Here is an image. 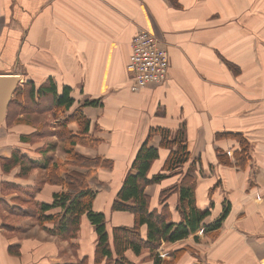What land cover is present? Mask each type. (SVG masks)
Segmentation results:
<instances>
[{
	"label": "crops",
	"instance_id": "0c3cea01",
	"mask_svg": "<svg viewBox=\"0 0 264 264\" xmlns=\"http://www.w3.org/2000/svg\"><path fill=\"white\" fill-rule=\"evenodd\" d=\"M140 29L164 43L170 69L166 82L132 92L127 65ZM0 74L17 75L19 85L31 81L37 88L52 80L59 95L63 87L71 89L70 114L81 109L91 122L88 137L99 140L95 148L76 150L108 163L95 168L89 185L96 192L93 209L105 214L110 230L135 224L132 213L113 211L112 205L147 140L159 149L149 177L164 171L171 149L161 147L160 134L151 131L167 129L173 136L182 131L191 154L184 168L197 178L196 206L210 212L205 224L227 216L198 240L193 234L162 240L154 255L168 264H264V0H0ZM92 101L98 104L83 106ZM27 115L21 112L0 127L1 159L16 150L39 161L27 177L15 175L19 166L0 172V190L13 191L14 183L23 191L0 199L23 213L52 204L56 193L66 191L47 176L36 188L33 171L47 174L51 151L33 145L31 155L27 148L33 146L21 141L35 133L23 120ZM73 131L78 134V128ZM235 133L249 142L250 157L240 166L234 158L239 142L222 137ZM224 154L230 156L227 163L219 159ZM181 178L172 174L145 189L150 211L175 225L181 222L178 193L164 203L160 198ZM33 189L29 209L20 204L27 203L20 194ZM3 214L9 218L3 224L0 217V264H98V237L86 216L69 241L49 232L52 222L45 228L32 216ZM141 237L147 238L146 225ZM126 257L131 264H154L148 248L140 255L128 250Z\"/></svg>",
	"mask_w": 264,
	"mask_h": 264
},
{
	"label": "trees",
	"instance_id": "16d2710c",
	"mask_svg": "<svg viewBox=\"0 0 264 264\" xmlns=\"http://www.w3.org/2000/svg\"><path fill=\"white\" fill-rule=\"evenodd\" d=\"M62 90V94L59 95L57 85L52 80H48L38 88L31 81L18 85L3 123L11 124V109L13 105L17 106L20 112L28 113L32 109L39 110L44 102L50 99L53 110L71 109L75 103V100L70 95L71 89L63 87ZM24 93V100H21L20 98ZM97 104L98 102L92 101L85 102L83 106ZM74 121L77 122L81 129L78 135L68 131H59V137L65 144L67 159L56 160L54 165L47 170V182L62 185L66 191L56 193L52 204L40 203L36 209L26 213L14 209L15 207L8 209L5 206L8 213L32 216L45 228H47L46 225L48 223L52 222L54 227L49 232L69 241L74 240L78 236L82 217L86 216L95 228L98 237L95 255V262L98 264L102 262L104 264H131L126 257L127 251L131 250L136 255H140L144 248L151 250L154 264H168L169 262L161 259L159 255H154L162 240L176 242L187 238L190 234L195 235V239L198 240L202 234H208L220 227V222L227 216L226 212L223 213V216L216 223L207 226L205 219L210 212L208 210L201 211L196 206L195 189L197 178L191 168H184V165L188 163L191 157L187 141L182 136L184 133L179 131L173 136L170 130L156 129L152 130L150 134H160L162 139L161 147L171 149L164 171L154 177H149L154 162L159 158V149L149 146L147 140L135 155L131 167L125 176L123 186L112 205L113 211L132 213L135 216V224L132 228L118 227L110 230L105 214L93 209L96 192L89 185L95 168L106 166L108 163L102 162L101 158H90L77 152L76 147L78 145L95 148L99 145V140H92L88 137L91 122L83 115L81 109H77L70 114L64 125ZM36 135L37 132L33 133V136ZM222 137H230L239 142L240 149L234 152V158L239 166L245 164L250 157L247 139L240 133L229 134L228 136L222 135ZM21 141L23 143L31 142L29 138L25 137H22ZM224 158L230 159V156L227 154L219 156L221 162L227 163ZM194 163L196 162L192 164ZM17 166L20 167L19 176L27 177L32 169L39 166V161L16 150L11 157L0 158L1 173H9ZM77 168L86 170V172H81ZM172 174H180L182 176L180 184L163 191L160 202L164 203L173 193H178L179 204L177 210L181 214V222L176 225L167 223L165 215H158L155 211L151 212L149 197L145 194L147 186L158 183ZM9 184L14 189H20L14 183ZM0 202L3 203L4 201ZM53 209H60L61 212L48 214ZM0 217L3 218L2 212H0ZM144 225L147 226V238L145 241L141 237V228ZM77 264H86V262L83 260Z\"/></svg>",
	"mask_w": 264,
	"mask_h": 264
},
{
	"label": "rangeland",
	"instance_id": "374dc122",
	"mask_svg": "<svg viewBox=\"0 0 264 264\" xmlns=\"http://www.w3.org/2000/svg\"><path fill=\"white\" fill-rule=\"evenodd\" d=\"M25 87L28 88L27 86H25ZM24 96H25V93L22 94L20 99L24 100ZM51 104H52L51 100L47 99L44 102L42 108H40L39 110H33L32 109L31 111H28V115L25 116V118L23 120H25V122L31 124V126L35 130V133L37 132L36 136L32 135L29 137V139L31 141L29 144H31V146H33V145L39 146V147H41L40 148L41 150H44L46 152L51 151V153H49L46 158L49 160V164L54 165L56 160H59V159L66 160L67 159V154H66L65 148H64L65 144L63 143V141L59 137V131H68V132L73 133L74 132L73 130H77V128H78V134H79L81 129H80L79 125L77 124V122H75V121L69 122L67 125H64V123L67 120V118L69 117L72 109H69V110H63V109L53 110L52 109L53 107L51 106ZM31 105H32V103H31ZM31 108H33V107H31ZM20 113L21 112L19 111V108L17 106L13 105L12 109H11V120H10V122H12L13 119H14L13 122H15L17 120V116ZM78 134H75V135H78ZM35 146L27 148L32 153L31 155H34L33 150L36 149ZM78 146H81V145H78ZM41 155H39V156H41ZM42 156H44V155H42ZM42 159H45V158H42ZM15 169H13V170H15ZM77 169L80 170L81 172H84V171L86 172V170H83L81 168H77ZM33 173L35 174L34 180H35L36 188H42L46 183L47 174H45V171L42 169H39V170L36 169L33 171ZM15 175L19 176V173H16ZM12 177H14V176H10V178H12ZM1 178H4V176H0V179ZM95 178H96V173L94 172L93 175L91 176V180H93ZM2 189L3 190H0V195H2L1 197L8 196L11 193H15V192L16 193L23 192V191L20 192V189L18 190V189H14V188H13V191L5 190L4 187ZM33 193H35V189L30 190L28 193L24 192V193L20 194L21 198L23 197L27 201L26 204H23V203H20V204L23 205L24 207L29 208V209L33 208V207H31L32 205L35 204V202L32 199ZM28 199H29V201H28ZM0 201H3V199L1 198ZM28 205H30V206H28ZM5 206L8 209L12 208V207L7 206V204L5 202H3V203L0 202V212H3V211L7 212V210L5 209L6 208ZM14 209H16V208H14ZM16 210H18V209H16ZM6 217L9 218L5 214H3V218H2L3 223L5 221H7ZM12 221H13V219H12ZM14 221H15V218H14ZM23 225H27V224H23ZM28 225H32L30 220L28 221ZM22 228L24 229L23 226H22ZM28 235H31V234H28Z\"/></svg>",
	"mask_w": 264,
	"mask_h": 264
},
{
	"label": "built area",
	"instance_id": "2783aa9c",
	"mask_svg": "<svg viewBox=\"0 0 264 264\" xmlns=\"http://www.w3.org/2000/svg\"><path fill=\"white\" fill-rule=\"evenodd\" d=\"M131 48L127 71L132 92H138L149 84L158 85L167 81L170 55L158 36L140 29L132 40Z\"/></svg>",
	"mask_w": 264,
	"mask_h": 264
},
{
	"label": "water",
	"instance_id": "95a60500",
	"mask_svg": "<svg viewBox=\"0 0 264 264\" xmlns=\"http://www.w3.org/2000/svg\"><path fill=\"white\" fill-rule=\"evenodd\" d=\"M20 82L21 78L17 75L0 74V127Z\"/></svg>",
	"mask_w": 264,
	"mask_h": 264
}]
</instances>
